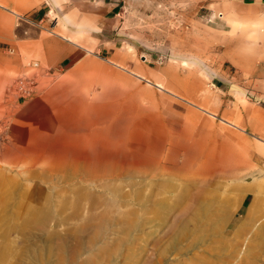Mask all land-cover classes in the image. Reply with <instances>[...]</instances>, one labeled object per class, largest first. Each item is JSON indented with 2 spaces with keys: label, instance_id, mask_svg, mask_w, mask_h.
<instances>
[{
  "label": "rangeland",
  "instance_id": "rangeland-1",
  "mask_svg": "<svg viewBox=\"0 0 264 264\" xmlns=\"http://www.w3.org/2000/svg\"><path fill=\"white\" fill-rule=\"evenodd\" d=\"M58 1L0 12L29 30ZM120 6L111 56L48 69L0 49V264H264V138L240 124L264 112V1ZM112 101L149 139L58 135L72 106Z\"/></svg>",
  "mask_w": 264,
  "mask_h": 264
},
{
  "label": "crops",
  "instance_id": "crops-1",
  "mask_svg": "<svg viewBox=\"0 0 264 264\" xmlns=\"http://www.w3.org/2000/svg\"><path fill=\"white\" fill-rule=\"evenodd\" d=\"M121 1L59 0L58 4L53 3L52 6L44 4L34 12L22 16L23 21L32 25L29 26V30L26 29L24 22L22 27H19L20 22L18 25H14L12 22L14 14L9 10L2 9L0 14L4 15L7 21L0 20V49H13L18 59L23 60L22 45L27 46L28 54L37 59L39 65L48 69H61L69 66L82 58L86 51H93L94 48H98L100 52H110L111 56L114 54L117 44L108 45V43L115 41L113 34L120 25L118 17L121 15ZM0 5L8 6L4 0H0ZM49 5L51 9H48ZM51 12L52 17L49 19ZM93 35L97 36L96 46H93ZM157 86L163 88L160 84ZM108 106L112 107V112H107ZM118 106L115 101L106 105L72 106L68 118L62 120L63 125H60L58 135L67 137L73 142L83 140L84 145L82 146L88 147L93 142L106 138L109 130L126 132L129 135L128 132L132 131L130 127L136 125V131L133 129L134 139L139 138L140 135L142 138L139 140L149 139L147 135L139 133L143 131V128L139 127L132 117L126 116L127 114L125 116L118 115L116 110ZM94 109L96 118L90 116ZM230 115L232 116V112ZM81 124L82 127L83 125L85 127V138H76L77 130H74L73 136V129ZM240 124L246 126L250 131L260 130L259 136L264 138V112L260 128L257 124L248 122L246 118ZM106 131L108 132L106 133ZM78 135L81 136V134ZM89 154L93 153L85 155V159L90 156Z\"/></svg>",
  "mask_w": 264,
  "mask_h": 264
},
{
  "label": "built area",
  "instance_id": "built-area-1",
  "mask_svg": "<svg viewBox=\"0 0 264 264\" xmlns=\"http://www.w3.org/2000/svg\"><path fill=\"white\" fill-rule=\"evenodd\" d=\"M9 51L14 52L13 49H9ZM34 65L37 67L38 63H35ZM29 82L24 81V80H19V82L16 85V90L20 93V95L22 97L31 96L34 92V90L31 88V86L28 85Z\"/></svg>",
  "mask_w": 264,
  "mask_h": 264
}]
</instances>
